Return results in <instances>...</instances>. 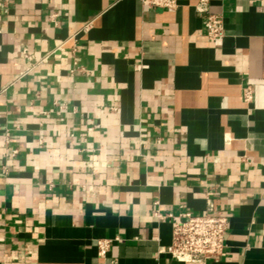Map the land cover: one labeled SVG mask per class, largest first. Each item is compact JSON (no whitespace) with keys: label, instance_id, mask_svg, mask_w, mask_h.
<instances>
[{"label":"crops","instance_id":"0c3cea01","mask_svg":"<svg viewBox=\"0 0 264 264\" xmlns=\"http://www.w3.org/2000/svg\"><path fill=\"white\" fill-rule=\"evenodd\" d=\"M199 2L0 0V264H182L160 251L207 197L206 264H264V0H209L219 47Z\"/></svg>","mask_w":264,"mask_h":264},{"label":"built area","instance_id":"2783aa9c","mask_svg":"<svg viewBox=\"0 0 264 264\" xmlns=\"http://www.w3.org/2000/svg\"><path fill=\"white\" fill-rule=\"evenodd\" d=\"M181 0H140L141 4L149 9L176 10ZM197 13L202 16L204 28L209 40L219 47L225 39V23L220 15L210 12L209 0H200L196 6ZM52 20L57 15L51 16ZM88 25L84 30H88ZM74 48L73 51H76ZM25 57L31 59L25 51ZM47 60L44 58L43 61ZM254 99V89L247 85L243 89V100L251 104ZM5 143L9 144V133L6 135ZM17 150L13 152L17 154ZM207 208L204 213L195 215L189 212H182L179 221L172 223V242L167 249H161V253L169 255L173 260L182 264H206L209 259L224 255L226 249V233L229 225V218L220 210L216 209L214 199L207 197ZM159 220L173 218L172 214L162 215L159 210L155 212ZM111 240L103 239L97 242L98 254L106 258L112 247Z\"/></svg>","mask_w":264,"mask_h":264}]
</instances>
